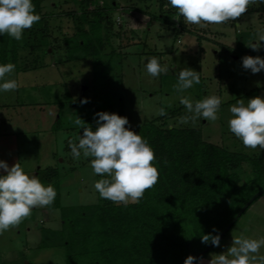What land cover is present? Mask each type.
I'll use <instances>...</instances> for the list:
<instances>
[{"label": "rangeland", "instance_id": "1", "mask_svg": "<svg viewBox=\"0 0 264 264\" xmlns=\"http://www.w3.org/2000/svg\"><path fill=\"white\" fill-rule=\"evenodd\" d=\"M80 2L81 0H32L35 14L40 15L41 19L30 29H26L22 39L18 40L19 47L22 48V63L28 71L7 74L5 80H16L20 86L14 91H0V160L7 162L9 166L19 163L26 174L36 176L45 186L59 182L61 207L105 203L117 205L102 199L95 190V182L106 177L93 173L90 166L92 158H85L81 153L79 159H74L71 154L68 142L71 140L78 143L83 134V128L76 125L75 120L79 117L84 121L85 127L94 130L96 113L121 110L123 117L129 120V125L125 127L130 126L135 131L143 124L158 119L160 116L157 112L161 107L166 109V113L173 110L180 101V96L177 97L173 88L177 83L178 73L183 68H191L180 57L186 40L191 35L180 36L182 45L175 43L176 30L173 25L176 20L173 19L175 16L170 15L176 14L177 9L174 8L170 15L165 10L159 12L157 0H92V4L87 7L88 11L101 5L118 7L109 12V44L96 58L83 57L68 62L65 40L74 36L78 27L84 23L77 16L83 9ZM130 5L135 8L134 11H128ZM161 13L165 14L163 20L159 19ZM67 14L70 16H66ZM73 14L75 16L72 17ZM258 17L260 15L252 16L257 40L259 35L264 34V29L258 27ZM251 22L249 19L244 22L240 17L234 22L232 29L230 25L226 26L225 33L231 39V46L235 47V39L239 37L236 30L251 33ZM229 23L232 24V21ZM222 26L212 27L218 30ZM145 42V52L152 53L156 58L158 56L161 66L166 61L168 69L173 64L180 68L172 70L174 76H171V70L168 71L160 91L159 77L148 75L149 78H143L142 75L139 78L133 70L136 68V73H143L145 67L141 65V55L138 52L143 49ZM260 44L262 47L257 56L264 58V41H260ZM240 50L242 51L241 47ZM176 56V61H173ZM236 57L238 59L233 60L232 56H221L224 71L220 77L222 101L234 97L238 81L248 71L242 66L243 55L238 54ZM139 63L140 67H136ZM220 83H212L210 86L207 81L205 88H220ZM195 88L199 90V84H194L188 92L180 94L191 99ZM83 94L88 99V105L76 104ZM256 96L264 98V90L244 99L245 105L247 100ZM230 107L218 111L216 121L200 118L201 123L198 119L195 124H182L180 119H176L172 123L177 128L198 126L201 128L203 141L228 152L259 160L264 169V151L245 148L242 141L230 132ZM185 113L187 114L186 109ZM58 116L61 117L62 130L53 133L51 128ZM250 172L248 163L232 170L240 178V185L245 183ZM0 174H4L2 170ZM46 229L55 232L61 230L59 210L34 208L32 215L18 228L0 235V264H65L63 247L43 233ZM233 237H264V196L257 198L248 207L220 241L219 247H213L203 256V264H208L213 254L226 252L232 245ZM260 255H264V248L260 249Z\"/></svg>", "mask_w": 264, "mask_h": 264}, {"label": "trees", "instance_id": "2", "mask_svg": "<svg viewBox=\"0 0 264 264\" xmlns=\"http://www.w3.org/2000/svg\"><path fill=\"white\" fill-rule=\"evenodd\" d=\"M91 4L92 0L80 2L83 9L76 15L84 27L79 26L74 36L65 40L68 62L96 58L109 44L108 19L114 8L101 5L88 11ZM159 5L173 13L168 0H159ZM21 50L18 40L0 35V65L12 63L14 71L27 72ZM110 113L123 116L121 110ZM97 119L95 116V123ZM163 119L167 117L134 131L154 150L153 164L159 171L158 183L138 203L61 207L60 183H50L57 195L45 208L59 210L61 230L43 233L63 247L65 264H184L189 255L195 257L211 244L201 243L203 234L216 235L215 228L220 235L242 206L264 190L259 160L203 141L198 129L168 128ZM61 130L58 116L51 132ZM244 163L250 165L251 172L240 185L232 170Z\"/></svg>", "mask_w": 264, "mask_h": 264}, {"label": "clouds", "instance_id": "3", "mask_svg": "<svg viewBox=\"0 0 264 264\" xmlns=\"http://www.w3.org/2000/svg\"><path fill=\"white\" fill-rule=\"evenodd\" d=\"M168 4L177 9L173 19L187 24L205 27L207 25H223L229 21H236L244 15L250 6H260L264 0H168ZM41 19L35 14L32 0H0V35H8L15 40H21L26 29H30ZM264 41V34L259 35L256 43L250 41L247 47L259 51ZM242 66L253 74L264 70V58L260 56H245ZM15 70V65L7 63L0 65V91H14L19 88L16 80H5L7 74ZM167 65L161 66L156 57L147 60L146 71L153 78L168 72ZM200 72L191 68H183L178 73V80L173 85L177 93H183L200 83ZM88 103V99L81 100V104ZM222 100L212 95L193 102L186 96H180V104L187 114L180 118V123L193 124L200 118L207 121L218 119V110ZM171 107V104L167 105ZM232 118L228 120L229 130L249 149L264 151V98L260 96L247 100H238L229 109ZM96 128L85 127L84 121L76 118L75 124L83 128L78 143L69 141V147L74 159L91 157V168L95 175L106 178L95 182L94 188L102 199L117 205L127 206L138 203L147 190L155 187L159 180V171L154 166L155 152L147 140L129 127L127 117L116 113L98 112L95 114ZM157 115L165 116L166 109L161 107ZM0 235L18 228L28 219L34 208H44L52 205L57 192L49 184L45 186L36 176H29L19 163L9 166L0 160ZM212 234H203L201 243H211L220 246V235L215 228ZM264 248V237L259 239L233 237L232 245L221 254H213L208 264H264V255L260 249ZM203 264V257L189 255L184 264Z\"/></svg>", "mask_w": 264, "mask_h": 264}, {"label": "crops", "instance_id": "4", "mask_svg": "<svg viewBox=\"0 0 264 264\" xmlns=\"http://www.w3.org/2000/svg\"><path fill=\"white\" fill-rule=\"evenodd\" d=\"M147 1V0H145ZM158 1V8L159 12H163L164 10L166 11L167 7H164L163 10L160 9L159 5V0ZM114 9H118L116 5L113 7ZM113 9V10H114ZM134 11L135 8H133L131 5L128 7V11ZM162 15L160 16V20H163L164 13H161ZM171 13H168L170 15ZM260 15V17L257 18V23L259 24V28L264 29V4H261L260 6H250L248 11L242 15V19L247 21H252L250 24V31L251 33H243L242 30L238 31L236 30V34L239 37H236L235 39V47L231 46L229 41H231L230 38H227V35L225 33L226 31V26L230 25L232 29L233 24L235 21H232V24L229 22L226 24H223L221 29H215L212 26L213 25H207L205 27H201L198 25H193V24H185L183 22V18L181 17L178 22L179 24V29H176L175 25H173L174 29L176 30V37L174 38V41L176 40L177 45H182V42H180L179 38L180 36L184 35H191L189 39L186 40V43L184 45L183 50L181 51V61H185L187 63V67H191V69H194L197 72H200V83H199V90L195 88V93L193 94V97L191 100L193 102L202 100L207 96H218L221 98L223 97V92H222V85L220 83V77L222 72V65H221V56H232L233 60H237L238 58L236 57L238 54H242L243 57L245 56H252L256 57L259 51H254L253 49L249 48L246 46L250 41L252 43H256L257 41V34L254 31V24L255 22L252 20V16ZM176 14H172L170 16H176ZM155 19V18H154ZM237 26H240L238 24ZM247 28V26H246ZM136 29V27H135ZM134 30V29H132ZM133 33V32H131ZM264 33V30H263ZM134 34V33H133ZM247 34V35H244ZM250 34V35H249ZM136 35V34H135ZM236 35V36H237ZM245 43V44H244ZM175 44L172 46V50ZM242 45V46H241ZM240 47L242 48V51L240 50ZM147 48V42H145L143 49H141L138 53H140L141 58L140 62L141 65L144 68L143 73L138 71L136 73V68L133 69L135 71V75H139V78H149V74L146 71V63L147 60L151 57H153L152 53L150 52H145ZM235 56V57H234ZM157 58H159L157 56ZM176 58H173V61H176ZM163 65H168L166 61L163 62ZM140 67V63L136 65V67ZM176 68L177 70L180 69L179 66L177 65H171L169 70H171V76H174L175 73H172L173 69ZM168 70V71H169ZM227 73V72H226ZM230 73V72H229ZM232 74V73H230ZM168 72L166 74L162 73L159 76V80L161 82L160 87H158L159 91L161 90V85L163 82V79L167 77ZM209 81L210 86H212V83H216L219 85L220 83V88L216 87L213 89V87H209V90L205 88V82ZM238 87L236 88V94L234 97H231V99H228L226 101H222L221 106L218 111H223L225 107H230L235 104H237L238 100H244L254 94L257 91L264 90V70H262L259 73L253 74L250 70L246 71V76H242L241 79L238 81ZM232 90V89H231ZM186 90L185 92H188ZM184 93V92H183ZM177 97L178 96H184L180 93L176 92ZM185 107L180 104V101L178 102L177 107H175L173 110H170L168 113H166L165 116H160L161 117H167V119H163L162 122L166 124L168 128H177L173 126L172 121H175L176 119H180L182 116L186 115L185 113ZM156 120V119H155ZM200 120V119H199ZM201 123V120L199 121ZM178 128H190V127H178ZM191 129H198L201 131L200 127H194ZM202 134V131H201ZM203 137V136H202ZM61 196V194H60Z\"/></svg>", "mask_w": 264, "mask_h": 264}, {"label": "water", "instance_id": "5", "mask_svg": "<svg viewBox=\"0 0 264 264\" xmlns=\"http://www.w3.org/2000/svg\"><path fill=\"white\" fill-rule=\"evenodd\" d=\"M260 196H264V190H261L257 193H255L243 206L242 208L237 212L235 217L229 222V224L224 228V230L220 234V241L224 238V236L229 232V230L234 226V224L238 221V219L242 216V214L248 209V207ZM214 246L209 244L203 251H201L199 254H197L195 257L200 258L203 257L205 254L209 252L210 249H212ZM196 264V262H194Z\"/></svg>", "mask_w": 264, "mask_h": 264}, {"label": "built area", "instance_id": "6", "mask_svg": "<svg viewBox=\"0 0 264 264\" xmlns=\"http://www.w3.org/2000/svg\"><path fill=\"white\" fill-rule=\"evenodd\" d=\"M175 27H176V29H179V24H178L177 21H176V23H175Z\"/></svg>", "mask_w": 264, "mask_h": 264}]
</instances>
